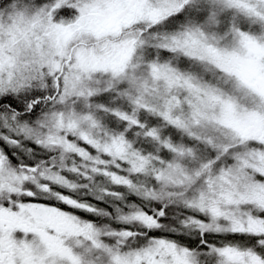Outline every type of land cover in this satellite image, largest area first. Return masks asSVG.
<instances>
[{"label":"snow or ice","instance_id":"snow-or-ice-1","mask_svg":"<svg viewBox=\"0 0 264 264\" xmlns=\"http://www.w3.org/2000/svg\"><path fill=\"white\" fill-rule=\"evenodd\" d=\"M0 264H264V0H0Z\"/></svg>","mask_w":264,"mask_h":264}]
</instances>
